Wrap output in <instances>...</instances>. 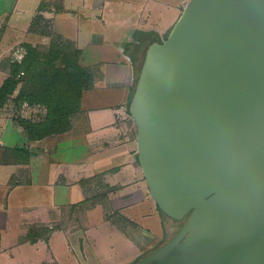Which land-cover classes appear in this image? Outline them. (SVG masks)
I'll return each mask as SVG.
<instances>
[{"label": "water", "instance_id": "water-1", "mask_svg": "<svg viewBox=\"0 0 264 264\" xmlns=\"http://www.w3.org/2000/svg\"><path fill=\"white\" fill-rule=\"evenodd\" d=\"M151 197L180 231L135 264H264V0H190L130 100Z\"/></svg>", "mask_w": 264, "mask_h": 264}, {"label": "crops", "instance_id": "crops-1", "mask_svg": "<svg viewBox=\"0 0 264 264\" xmlns=\"http://www.w3.org/2000/svg\"><path fill=\"white\" fill-rule=\"evenodd\" d=\"M189 1L0 0V71L5 74L0 87L10 75L11 63L21 60L26 54L27 44L42 48L54 39L73 44L81 50L80 63L86 67H97L101 77L94 87L84 91L83 115L72 121V127L67 132L30 140L17 120L0 112V118L4 122V136L0 139V170L3 167L12 168L7 170L6 178L0 181L6 187V196L4 193L0 203V255L12 250L7 259L13 260L17 257L16 250L13 249L26 246L37 251L42 249L41 253L44 254L40 260L34 257L24 263H63V257L53 247L55 235L61 234V240L72 245L75 255L78 259L81 258L82 263H88L85 259L88 260L89 256L92 257L90 263H98L101 260L98 256L102 257V252L95 250L93 244L88 248L89 245L84 246L82 242L76 243L73 233H70L64 223L69 218L68 211L78 208V205L90 197V188L108 189L107 197L103 191L93 197L99 199L98 204L107 203L112 212H118L120 218L117 223L126 222L127 230L133 228L139 241L145 243L136 244L137 254L147 246L166 239L164 232L168 223L170 226V220H179L161 211L148 192L138 161L137 138H133L130 124L125 123V119L127 111L130 112L128 104L134 89L136 67L141 58L139 49H144L146 54L152 42L165 39ZM29 12L32 15L26 26L22 28L16 22L10 25L13 13L25 15ZM16 20L21 21V17L13 19ZM22 35L25 38L21 39ZM134 48L137 53H134ZM131 53L137 56L133 58ZM84 59L88 62L84 63ZM8 128L11 134L19 137L20 144L6 143V139H10V136L4 138ZM65 142L66 150L62 151ZM41 144H44L43 147ZM44 155L67 162L62 172L49 176L53 182L46 183L54 184L58 190L55 198L50 200V211L46 207V220L22 216L24 219L22 223H18L19 230L9 232L10 227H16L17 224L13 217L10 218L9 206H3V203L9 198L8 193L15 184L24 183L32 187L31 185H37L38 181L47 178L45 172L53 169L52 158H43ZM99 156L104 158L95 161ZM125 156L126 159L123 160ZM94 161L97 166L88 165ZM127 165L139 167L141 178L138 179L136 174L127 180H120ZM73 183L81 188L74 198L73 195L67 196ZM149 198L153 200L150 211L154 213V217L162 218L164 222L163 233H150L125 212L127 207L131 209L137 204L149 203ZM93 209L90 214L95 217L97 211Z\"/></svg>", "mask_w": 264, "mask_h": 264}, {"label": "rangeland", "instance_id": "rangeland-1", "mask_svg": "<svg viewBox=\"0 0 264 264\" xmlns=\"http://www.w3.org/2000/svg\"><path fill=\"white\" fill-rule=\"evenodd\" d=\"M32 7V6H30ZM13 17H11L10 25H13L15 22L16 24L19 23V25L23 28L26 26V24L29 23L30 15L32 13H27L25 15H20L19 13H13ZM17 16L21 17V21H13V19ZM6 17V16H5ZM29 17V18H28ZM33 36V35H31ZM25 38L24 35L21 36V39ZM52 45H57V47L62 48L66 53L73 52L74 47L72 45L66 43L65 41H59L57 39L52 40L51 43L47 44L45 47L38 48L37 50L40 53H47ZM144 49H139V58L136 72H135V80H134V87L136 86L135 83H137V79L142 67L143 59H144ZM134 53H137V50L134 48ZM132 54V57H136L137 54ZM84 63L88 62L87 59L83 60ZM5 74L0 71V84L4 78ZM24 87V82L20 83L13 94H10L5 101L3 107L0 108V112L3 113L6 116H9L13 119H32V120H42L46 115V108L41 105H34L30 104L27 101H22L18 99V95L20 91ZM83 115V111L81 110L77 115L73 117L72 120L77 119V117H80ZM85 115V114H84ZM129 119V120H128ZM129 121V122H128ZM125 123H129L131 130L133 132V138H137V128L135 126V121L132 118L130 112L127 111L126 113V119ZM11 130L7 129V136H10V139H6V143H18L20 144L21 141L18 136L11 134ZM4 136V122L0 118V139H2ZM13 139L15 141H13ZM73 142V141H72ZM42 145V144H41ZM44 145V144H43ZM42 145V147H43ZM66 142L62 145V151L66 150ZM43 158L49 159L52 158V170H48L45 172L47 175V178L44 181H38L37 185H31L32 187H28L26 184H15L14 187L11 189L10 193H8V199H5L3 206H9V214L10 218H14L16 221V227H10L9 232H13L15 229L19 230L18 223H22V220L25 218H43L46 220L45 213L47 212L46 207H48V210L50 211V200L55 198V194L58 192L57 189H55L54 184H46L49 182H53V180L49 177L51 174L62 172L63 169H65L63 166L67 163L65 160H55L51 155H44ZM104 158V156H99L97 160L100 161ZM126 159V156L123 158V160ZM95 161L88 164V165H95ZM78 163H80L79 160H77ZM97 163V162H96ZM97 166V165H95ZM12 168L3 167L0 170V181L2 182L6 176L8 175L7 170L10 171ZM137 174L138 179L141 178L142 173L141 169L139 167L134 168L132 166H126L124 172L120 175V180H127L128 178L134 176ZM70 177L71 176L70 172ZM116 178V177H115ZM117 179V178H116ZM43 180V177L41 178ZM44 183V184H43ZM77 185L73 183V185L70 186L67 192V196L73 195L72 198L77 197L76 193L80 192L81 188L76 187ZM5 186L0 184V203H2V199L4 197V193L6 196V190ZM103 191L107 197L108 195V189L102 188V189H89L88 195L90 196L84 203L78 205V208H74L71 211H68L69 218L67 220H64L65 227L70 231V233H73L76 243L82 242L84 246L89 245L88 248H91L90 245L93 244L95 250L98 252H102V257L98 256V259L101 258V260L98 263H90L92 260V257L89 256V259H85L88 263H82L81 258L78 259L75 255L72 245L69 243L67 244L66 241L61 240V234H57L54 237L53 247L57 252L60 253V255L63 257V263L60 264H128L132 263L137 257L142 256L145 254L148 250L159 246L164 241L170 239L181 229L185 223V219L181 221H175L170 220L171 224L169 226H166L165 232H164V241H160L156 243V245L147 246L143 249V251L140 254H137V245L136 244H145L140 240V238L134 234L133 228L127 230V223H117L118 218H120L118 215V212H112L109 208L110 205H107V203H104L102 205L98 204V198H94L93 196L96 193H99ZM149 192V190H148ZM81 196H79L80 198ZM104 198V197H102ZM150 202L147 204H137L136 207L129 209L127 207L125 212H127L130 217H133L138 221V223L142 224L144 228L149 231L150 233L157 232V233H163V220L162 218L154 217V213L150 211V207L153 206L152 202L153 200L149 198ZM106 201V200H105ZM8 204V205H7ZM71 205H69L70 207ZM109 207V208H108ZM94 208V209H93ZM93 210L97 211L95 213V217L90 214V212ZM112 209V208H111ZM62 210V209H61ZM123 215L121 214V217ZM22 218V219H21ZM122 221V218H121ZM166 221V220H165ZM13 221L11 220V224ZM166 224V223H165ZM173 225V226H172ZM150 229H147V228ZM133 237V238H132ZM139 238V239H138ZM81 240V241H78ZM139 242V243H138ZM141 242V243H140ZM35 249V248H34ZM33 248H29L26 246L21 247H15L17 257L13 258V260L7 259L9 257V254L11 251H4L0 255V260L2 261L0 264H33V263H24L25 260H32L34 257L36 260H40L43 258L42 249H39V251L34 250ZM47 254V253H46ZM138 255V256H137ZM137 256V257H136ZM97 259V260H98ZM22 261V263H19ZM27 262V261H25ZM35 264V263H34ZM39 264V263H37Z\"/></svg>", "mask_w": 264, "mask_h": 264}, {"label": "trees", "instance_id": "trees-1", "mask_svg": "<svg viewBox=\"0 0 264 264\" xmlns=\"http://www.w3.org/2000/svg\"><path fill=\"white\" fill-rule=\"evenodd\" d=\"M70 45L74 47L73 52L66 53L52 45L47 53H40L37 45L27 44L26 54L11 63L10 75L0 87V108L22 82L24 87L18 99L46 108L42 120H17L30 140L69 131L73 117L82 110L84 91L94 87L101 78L97 67L80 63L81 50ZM134 90L135 87L132 95ZM129 105L130 102L128 110Z\"/></svg>", "mask_w": 264, "mask_h": 264}, {"label": "flooded vegetation", "instance_id": "flooded-vegetation-1", "mask_svg": "<svg viewBox=\"0 0 264 264\" xmlns=\"http://www.w3.org/2000/svg\"><path fill=\"white\" fill-rule=\"evenodd\" d=\"M179 231H180V229H179ZM179 231H178V232H179ZM178 232H177V233H178ZM177 233H176V234H177ZM176 234H175V235H176ZM175 235H174V236H175ZM174 236H173V237H174ZM173 237H171V238H170L169 240H167L166 242L160 244L159 246H156V247H154V248L148 250L145 254H143L142 256L137 257L134 261H132V263H128V264H135L134 262H135L136 260H138V259H140V258L146 256L147 254H149V253H150L151 251H153L154 249L159 248L160 246L166 244V243L169 242Z\"/></svg>", "mask_w": 264, "mask_h": 264}, {"label": "built area", "instance_id": "built-area-1", "mask_svg": "<svg viewBox=\"0 0 264 264\" xmlns=\"http://www.w3.org/2000/svg\"><path fill=\"white\" fill-rule=\"evenodd\" d=\"M21 59V58H20Z\"/></svg>", "mask_w": 264, "mask_h": 264}]
</instances>
